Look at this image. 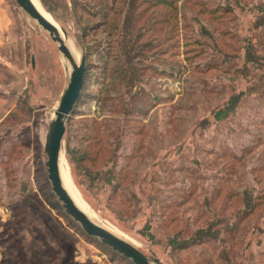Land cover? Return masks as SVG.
Wrapping results in <instances>:
<instances>
[{
	"label": "rangeland",
	"instance_id": "obj_1",
	"mask_svg": "<svg viewBox=\"0 0 264 264\" xmlns=\"http://www.w3.org/2000/svg\"><path fill=\"white\" fill-rule=\"evenodd\" d=\"M36 1L65 31L76 63L83 55L87 60L63 139L67 191L96 223L149 258L204 264L212 255L206 246L193 247L191 256L167 246L177 226L169 206L186 201L178 216L196 231L229 193L264 195V0H179L170 26L175 37L170 27H152L146 18L130 27L123 49L125 20L134 22L131 6ZM201 5L223 22L198 16ZM4 6L13 25L0 46V264H133L88 236L52 191L45 145L72 67L15 0ZM198 39L202 45L191 53ZM126 49L139 54L138 69L154 67L131 86L120 77L128 68ZM187 58L191 67L217 68L185 73ZM234 96L241 97L236 110L218 118ZM93 131L113 136L98 146ZM89 148L96 157L101 151L95 162L85 158ZM230 201L227 218L242 208L237 198ZM249 221L236 264H264V209Z\"/></svg>",
	"mask_w": 264,
	"mask_h": 264
},
{
	"label": "trees",
	"instance_id": "obj_2",
	"mask_svg": "<svg viewBox=\"0 0 264 264\" xmlns=\"http://www.w3.org/2000/svg\"><path fill=\"white\" fill-rule=\"evenodd\" d=\"M118 3H120L121 6L122 4H126L127 8H130L131 6L130 16L134 20V22L133 21L129 22V16L125 20L124 27H128V28L125 29V32L127 34L124 36L123 43L121 45V49H123L124 46H127L126 43H127L128 31L130 27H133L135 25L134 23H137L139 25L140 22H142L144 19L146 20L147 18V21L152 25V27H158V29L159 27H170L172 25L171 19H173V17L174 18L177 17L178 7H176V5L179 4V0H149L146 2L144 0L142 2L140 0H130L129 2H125V3L123 0L122 1L115 0L114 5H117ZM143 5H148V7L146 9H142ZM185 5L190 6L191 3H185ZM204 5L206 6V4ZM192 8L193 5H191V9ZM199 8L200 9L197 11L198 16L207 14L208 17L210 18V21L219 20L220 23L223 22L222 21L223 17L222 16L217 17L215 15V12L212 11L213 9L208 10L206 9V7L202 5L199 6ZM167 10H171L172 12L173 11L174 12L173 14H170L166 12ZM120 14H122L121 10L115 11L113 18H116ZM175 27L176 26L170 27L171 29L169 28V31L173 34L172 35L173 37H175L173 32ZM172 36L170 38H172ZM201 45L202 43L200 42V39L195 40L191 47V49L193 50L191 51V53L197 54L198 52L197 48L200 47ZM160 46L163 45L160 44ZM173 47H175V45L172 44L170 48L172 49ZM126 48L128 49V47ZM186 52L189 53L190 51H186ZM165 54H168V51H166ZM124 55L126 56L125 59L128 68L123 70L120 77L123 79L124 82L127 83L128 86L129 85L131 86L133 85L134 82L139 81L138 78L143 74L144 71L147 72L150 70H154V67L152 68V66L144 67V68L139 67V69L134 66L136 65L134 64L135 60L137 56H139V54L135 52V50H127V53ZM248 56L250 58L253 57V50H249ZM187 62L190 64V66L184 68L185 73L188 72L190 74H194L201 72L205 74L217 68L216 66L217 64L214 65L209 64L206 69L200 70L198 66L191 67V65L194 63L191 61L190 58H187ZM116 73H119V71H117ZM240 99H241L240 96L232 97L231 100L228 102V104L225 105L221 111H219L221 112V114H219L218 112L217 117L224 119L227 118V116L231 112H234L236 110ZM126 112H128L127 109ZM93 133L95 134L93 135ZM93 133L91 134L92 143L94 144V142L97 141L99 138L97 142L98 146L102 144L103 138H105L106 136L107 138L113 136V135L109 136V134L111 133H108V135L106 133L101 135L97 131H93ZM105 144L108 145L107 142H105ZM99 153L97 154L96 157L92 154L89 148L86 152L85 158L89 160L91 159L92 162H95L96 159L100 157ZM211 153L214 154V152ZM119 179L123 180V177H120ZM234 198H237L236 202L239 203V206L242 208L238 209V211L236 212L234 211V213H232L231 216L227 218L224 215V212L227 209L234 208V204H230V202H232L230 200ZM185 202L175 203L174 205L169 206V209L172 210L173 213L171 214V218H173L172 224H176L177 226L173 234L169 237V239H166L167 246H170L171 248L174 249V252H177L175 255H178V253L180 254L183 252H189L193 247L206 246L205 249L203 250L205 251L210 250L212 255L209 256V258L205 261L204 264H236L238 257L240 255L239 249L242 247V243H243L242 236L247 234L249 230L248 229L250 222L249 220L253 218V216L256 214L258 210L260 211L261 209H264V195H258L255 197L252 190L249 189H245V190L243 189L240 193L238 192H236L235 194L229 193L228 198H226L225 202L222 203V205L218 206V210L215 211V213H213L212 215H209V218L204 223L203 227L199 228L196 231L189 230L188 228L189 224L187 222L182 223L183 219L180 216H178L181 214L180 210L182 205L185 204ZM231 217L232 219L234 217V221H231ZM242 224L244 225L242 226ZM159 228L161 230L166 229V227L163 224H161ZM185 236H190V238L184 239ZM191 254L192 253L190 251L186 255L191 256ZM182 256L183 255L179 257Z\"/></svg>",
	"mask_w": 264,
	"mask_h": 264
},
{
	"label": "water",
	"instance_id": "obj_3",
	"mask_svg": "<svg viewBox=\"0 0 264 264\" xmlns=\"http://www.w3.org/2000/svg\"><path fill=\"white\" fill-rule=\"evenodd\" d=\"M17 5L38 25L46 31L52 41L58 45L59 52L67 59L72 67L70 79L54 117L50 123L47 135L45 152L47 154V172L52 191L62 203L66 214L78 223L83 231L92 238H97L103 245L130 260L133 264H162L157 259H151L136 246L114 234L104 226L96 223L90 216L81 210L65 189L61 178V161L63 139L67 123L75 111L85 81L87 72L86 57L83 55L80 64H77L69 44L66 41L65 31L58 28L54 21L45 17L37 8L33 0H15Z\"/></svg>",
	"mask_w": 264,
	"mask_h": 264
},
{
	"label": "crops",
	"instance_id": "obj_4",
	"mask_svg": "<svg viewBox=\"0 0 264 264\" xmlns=\"http://www.w3.org/2000/svg\"><path fill=\"white\" fill-rule=\"evenodd\" d=\"M5 0H0V46L12 28L13 22L9 10L4 6Z\"/></svg>",
	"mask_w": 264,
	"mask_h": 264
},
{
	"label": "bare ground",
	"instance_id": "obj_5",
	"mask_svg": "<svg viewBox=\"0 0 264 264\" xmlns=\"http://www.w3.org/2000/svg\"><path fill=\"white\" fill-rule=\"evenodd\" d=\"M33 2L35 3V5L37 6V8L40 10V12L45 16V17H47L49 20H51V21H53L52 19H50L44 12H43V10H42V8L38 5V3H37V1L36 0H33ZM69 46H70V49H71V51L72 52H75L74 50V48H73V46H71L70 44H69ZM70 65V64H69ZM70 68H71V66H70ZM62 178V177H61ZM62 182H63V180H62ZM63 185H64V183H63ZM64 187H65V185H64ZM65 189H66V187H65ZM67 190V189H66ZM68 192V191H67ZM69 193V192H68ZM69 195L71 196V194L69 193ZM72 197V196H71ZM73 198V197H72ZM74 200V199H73ZM76 204H77V206L81 209V210H83L82 209V207L77 203V202H75ZM84 211V210H83ZM85 212V211H84ZM86 213V212H85ZM87 214V213H86ZM106 228V227H105ZM108 229V228H107ZM109 230V229H108ZM115 234V233H114Z\"/></svg>",
	"mask_w": 264,
	"mask_h": 264
}]
</instances>
